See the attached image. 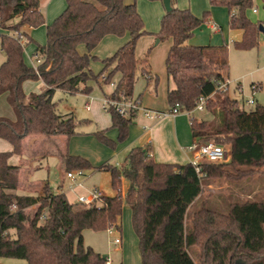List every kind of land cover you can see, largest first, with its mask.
Masks as SVG:
<instances>
[{
    "label": "trees",
    "instance_id": "16d2710c",
    "mask_svg": "<svg viewBox=\"0 0 264 264\" xmlns=\"http://www.w3.org/2000/svg\"><path fill=\"white\" fill-rule=\"evenodd\" d=\"M65 1L64 12L47 27L46 45H37L35 55L42 60L34 69L25 61L21 29L46 23L41 0H0V27L19 34L1 35L5 61L0 65V96L7 94L16 120L0 117V139L14 148L11 153L0 152V259L24 260L27 264H107V257L85 246L83 232L110 228L121 232L126 205L139 239L141 264H264V201L246 197L231 203L227 212L203 206L190 215L205 185L264 177V106L256 104L247 111L229 93L218 91L229 67L227 45L188 44L195 31L209 21L210 11L197 17L189 9L177 8L176 0H171L172 9L162 17L157 34L161 41L172 40L166 59L167 75L175 84L167 94L169 111L177 108L180 114L190 113L200 98H207L206 110L212 118L198 120L191 115L192 137L230 145L229 162L204 165L201 173L205 176L201 177L190 163H157L151 144L133 148L120 169L110 163L95 167L69 153L70 139L79 125L89 121L78 122L73 115L60 114L53 100L55 92L88 93L91 88L81 89L82 85L91 81L110 85L118 76L107 98H132L138 70L142 77L150 78V72L148 60L139 68L136 57L138 40L148 34L136 4H125L124 0ZM209 2L227 8L230 28L243 31L242 39L234 42L236 49L259 47L263 23L254 21L250 14L255 8L264 10V0ZM108 35H129L130 39L112 57L102 60L104 68L95 74L90 64L97 57L90 53ZM80 45L86 47L87 54L79 53ZM39 80L43 91L27 95L24 83ZM107 113L111 128L118 131L117 140L107 136L108 130L95 136L115 150L129 138L135 116L124 118L113 109ZM31 136L64 137L67 150L59 155L65 171H106L115 191L124 179L129 183L124 198L118 199L116 193L105 197L102 206L77 208L48 186L40 196L18 195L21 167L8 161L12 155L22 154L23 141Z\"/></svg>",
    "mask_w": 264,
    "mask_h": 264
},
{
    "label": "rangeland",
    "instance_id": "374dc122",
    "mask_svg": "<svg viewBox=\"0 0 264 264\" xmlns=\"http://www.w3.org/2000/svg\"><path fill=\"white\" fill-rule=\"evenodd\" d=\"M49 0H42V7L47 5ZM184 4L186 2L189 8L190 0H182ZM62 2L65 1L63 0ZM137 9L141 17L143 18L146 30L156 33L160 31V25L162 17L165 13L164 6L162 1L151 2L148 0H136ZM194 9L199 13L200 17H203L206 10H210V23H214L217 26H222L224 28L223 33L217 32L214 33L212 30L207 28V26L198 30L193 38L192 42L194 44H206L211 43V41H220L225 43L229 47V80L231 82L229 87V94L231 97L236 98L240 102V106L245 110H250L253 106L247 105L246 101L252 98L253 85H260L262 88L256 93V100H258L259 105L264 106V34L261 33L259 37L260 45L258 49H253L249 51H242L235 48L234 41H237L240 37V33L235 30H231L228 27V10L223 6H211L208 0H192ZM180 5V3H178ZM182 4V3H181ZM181 6V5H180ZM213 7V8H212ZM66 9V6L61 10L57 16L51 20V24L54 19H57ZM159 10V11H158ZM52 12V11H51ZM45 19L46 12L44 11ZM254 21H261L264 26V10L260 9L259 14L252 16ZM42 30V29H40ZM46 30V29H44ZM44 36L41 34L35 38V43L28 44L26 48V54L31 53L30 50L34 48V45L44 46L47 43L46 31H44ZM9 35H15L13 31L8 30ZM17 37L19 34L16 35ZM44 37V38H43ZM23 40V44L25 40ZM44 40V41H43ZM156 42L151 46H147L143 41L139 42L137 48V59L139 61V68L144 63L145 60H148V64L151 65L154 70L153 76L154 79L149 81V88L144 90V97L150 96L156 103L158 111L169 112V107L167 106V91L168 87H171L173 82L168 80L166 74L165 62L168 56V39L156 45ZM44 43V44H43ZM5 61V55L1 53L0 50V65ZM227 71V72H228ZM143 77L138 70L137 81L143 82ZM158 80V92L155 90V85ZM114 82V81H113ZM32 89L28 90L27 95L31 93H39L41 87L43 86L40 81H30ZM105 91H109V86H103ZM144 89V88H143ZM101 94V92H100ZM94 95V94H93ZM98 96V97H97ZM102 94L93 96L88 99V97L82 94L76 95H66L62 91L58 90L54 95V102L58 104V112L62 115L74 114L76 120L79 121H89L88 123H83L77 128V134L71 140L70 151L75 155H80L88 159L92 165L101 166L105 163H110L111 165L116 166V161L118 158L111 157L109 147L103 144L95 136V133L98 132V127L94 120H92V112L87 111L86 103L90 104V107L99 109V103L102 102ZM97 99V100H96ZM101 100V101H100ZM144 108V104H142ZM103 114L104 111H102ZM13 115L14 112L11 109L10 105L7 102L5 97H0V116L8 118L7 115ZM187 121L189 122V115L186 113ZM198 120H208L212 118L207 110L194 114ZM108 117L101 115L98 125H104ZM10 119V118H9ZM159 120H156V122ZM111 126V125H110ZM109 126V127H110ZM108 128V127H106ZM104 128V129H106ZM55 138V137H53ZM208 142H216L211 139ZM217 143V142H216ZM55 145V144H54ZM229 152L230 159V145L228 143L221 144ZM40 146L38 144L32 143L29 138L24 145V154L23 161H29L31 163L33 151L34 156L39 157L33 161V166L38 169H35L32 174L30 181L35 184H49L50 191L54 194L60 192L62 187L65 192L68 193V200L70 203L77 204V208L84 207L83 205L78 204L77 198L80 195L86 194L87 190L93 189L94 187L100 188L105 196L113 197L116 195L117 191L112 187L111 184V175L106 171H85L87 178H83L79 181L83 182V187H78L74 191H71L68 182L63 183V174L64 168L61 165L59 155L51 150L53 146H46V150H50L48 156L42 158L39 156ZM56 149V147H55ZM16 156V155H15ZM14 156V157H15ZM111 158V159H110ZM222 163L226 164L229 162ZM24 167V165H23ZM118 167V166H117ZM74 171V170H70ZM25 177V173L22 172L20 180L22 181ZM63 185V186H62ZM212 189V194L207 191L203 196L193 205L190 210V215L195 211L199 210L204 206L206 202L208 207L216 209L220 212H227L229 205L238 201L241 198H246L250 195V198L254 201H264V177L255 176L248 180H243L240 182L228 183L226 181H220L214 184ZM229 186V187H228ZM122 196L125 195V188L122 185ZM42 190L38 189L35 192H32V195L40 194ZM70 192V193H69ZM20 194H25L26 192L20 191ZM43 194V191L42 193ZM129 207L124 205L123 214L121 218L122 231H117L114 235H110L107 231H94V230H85L83 232L84 244L87 247H91L95 252L107 257L110 259V264H141V257L139 251V239L136 235L133 226H132V214L128 209ZM30 212H32L30 210ZM33 213V212H32ZM115 229V228H114ZM119 233H122L123 243L119 245V248H116L114 245L115 236ZM2 264H27L24 260L17 259H1Z\"/></svg>",
    "mask_w": 264,
    "mask_h": 264
},
{
    "label": "crops",
    "instance_id": "0c3cea01",
    "mask_svg": "<svg viewBox=\"0 0 264 264\" xmlns=\"http://www.w3.org/2000/svg\"><path fill=\"white\" fill-rule=\"evenodd\" d=\"M62 1L63 0H49L47 5H46V7H45V10H44V7H42V0H41V8L40 9H41V12L43 14H44V11L46 12V19H45L46 23L43 26L38 27V28H30V27L25 26V27H23L21 29V33L25 34V35L22 36V38L25 40V43H24L25 61L30 67H32L34 69H36L41 64V60H42L39 56L35 55L37 46L34 45V48L30 50L31 53H29V54H26V48L25 47L28 44H30V43L34 44L35 43V38H37L38 35L41 34V37H42V35L44 36V33H45L44 31H46V39H47V27L49 25H51V23H50L51 20H53V18L55 16H57V14H59L61 12V10L65 6H67L66 1L64 0L65 4ZM124 2H125V4H129V5L130 4H136L137 5L136 0H124ZM162 3H163V1H162ZM178 3H180L181 6ZM182 5L183 6H187L186 2L184 4V1L176 0V7L177 8L182 9V10L189 9L195 16L200 17L199 13L196 12V10L194 9L192 0L189 1V5H188L189 8L183 7ZM163 6H164V4H163ZM256 9H257V13H254L252 11V13L250 14L251 18H252V16H256V15L259 14L260 7L256 8ZM164 10H165V13H166L167 11H166L165 7H164ZM206 11H210V10L208 9ZM165 13H164V15H165ZM228 17H229L228 27H230V15H229V12H228ZM55 20L56 19H54V21ZM210 21H211V19H210ZM210 21H208L206 24L202 25L199 29H197L195 31V34H196V32L198 30L202 29L205 26H207V28L212 30L214 33H217V32H220V33L222 32L223 33L224 28L222 26H217L214 23H210ZM16 22H17V20H15L13 23H16ZM40 29H42V30H40ZM44 29H46V30H44ZM231 30L238 31L240 33V37L237 40V41H240L242 39V36H243V31L242 30H238V29H231ZM146 31H147L148 34L143 36V37H141L138 40V42H137L136 57H137V48L139 46V42L140 41H143V43H145L147 46H151L152 44H154L155 41H157L156 45H158L159 43L163 42L157 37L156 33L150 32L148 30H146ZM2 34H9V33H8V31H5V30H3L0 27V50H1V35ZM17 34L18 33H16L13 36H16ZM195 34H194V37H195ZM30 38H32V40H33L32 42L29 41ZM193 38L188 42V44L190 46H221V45H227L225 43H221L220 41L216 42V41H213V40L211 41V43L194 44L192 42ZM129 39H130L129 35H126L124 37H117V36H114V35L106 36L99 43V45L90 53L92 56L97 57V60H94V61L91 62L90 69L95 74H99L104 68V64H103L102 60L112 57L123 45H125L129 41ZM234 42H236V41H234ZM259 45H260V41H259ZM171 46H172V40L168 39V47H169L168 48V52H169ZM227 47H228V45H227ZM228 49H229V47H228ZM78 51H79V53L81 55H84V54L88 53L87 49H86V47L84 45H80L78 47ZM1 53L4 54L2 52V50H1ZM148 66H149L148 69H149V72H150V75H149L150 78L143 77L144 84H143V82L142 83L139 82V81L136 82L133 97L134 98H139L141 100L142 104H144V106L147 109L158 111L159 109L157 110V107H156L157 105H156L155 101L150 96H148V97L145 96L144 97V90L149 88V81L154 79V76H153V73H152V72H154V70L152 69L150 64ZM165 67H166V62H165ZM227 71H225L223 74H224V77L226 79H229V71L228 72ZM166 74H167V72H166ZM167 77H168V75H167ZM118 79H119V77L117 76L116 79L114 80V83L117 84ZM168 80L173 82V80L171 78H169V77H168ZM39 81L42 82L41 80H39ZM42 84H43V82H42ZM87 86L91 88V91L88 92V93H84V92L81 91L79 93L70 94V93L65 92L63 90H60V91H62L66 95L82 94V95H84L86 97L90 96L91 98L93 96H95V94L96 95H101L102 94V96H103L102 102L99 103L100 108L99 109H95L94 107H92V108L90 107V110H87V111H91L92 112V114H93L92 120H94V122L96 123L97 127L99 128L98 131L108 130L107 136L110 139H112V140H117L118 131L116 129H112L111 128L112 127L111 116L103 108V100L105 98H107L108 95L113 93L115 87H113L111 85H105V84L100 85L98 83H95L94 81H91L87 85H82L81 89H85ZM103 86H107V87L109 86V88H110L109 91H105ZM158 86L159 85H158V80H157L156 85H155V90L157 92H158ZM31 87H32V85L30 84V81H26L24 83L23 88H24V91H25L26 94H28V92H29L28 90L32 89ZM43 89H44V84L41 87V91L39 93H41L43 91ZM173 89H175L174 82H173L171 87H168V91L169 90H173ZM168 91H167V94H168ZM100 92H101V94H100ZM39 93H36V94H39ZM31 94H34V93H31ZM1 96L5 97L7 99V94H3ZM229 96H230V94H229ZM231 98H233V97H231ZM233 99H236V98H233ZM53 100H54V98H53ZM256 101L258 103V100H256ZM167 106L169 107L168 101H167ZM10 107H11V109L14 112V116L9 114V115H7V116H9L8 119L10 118V120L15 121L16 120L15 111H14V109H13V107L11 105H10ZM102 111H104L105 114H103ZM100 113H101V115H105L106 117H108L107 118L108 120H106V123L104 125H100L99 126L98 123H99V119H100ZM70 115H73L75 117L74 114H67V116H70ZM4 118H6V117H4ZM209 119H211V118H209ZM189 120H190V117H189ZM106 127H108V128H106ZM104 128H106V129H104ZM29 138L31 139L33 145L34 144H38L40 146L39 147L40 148L39 156H41L42 158L48 156V154L50 152L49 149L46 150L47 148L45 149V147H43L44 144H46V146H48V145L53 146V148H50V149L51 150L53 149V151L56 152L58 155H59L60 152H66V150H67L66 139L64 137H55V138H53V137L49 138V137H44V136H31V137H28V138H26L23 141L22 154L21 155H16V156L12 155L10 157L9 161H8L10 165L20 166L21 167V174H22V172L25 173L24 179L22 181L20 180V186H19V189H18V191L16 193L18 195H25V194H20L19 193L20 191H23V192H26V195L40 196V195H42L41 193H42L44 187L45 186L49 187V184H35L34 182L30 181L32 172L35 169L39 168L38 166L36 168L33 166V161L36 158H39V157L34 156L33 151H32L31 152V154H32L31 163H29V161H23L24 145H25V142L28 141ZM72 138L70 139L69 144H68V151H69V153L71 155L80 156V155H75V154L71 153V151H70ZM193 142H194V139H193L192 133H191L190 121L189 122L187 121L186 113L180 114L177 117H167V118H164V119L159 120L157 122H156V120L153 121V120H150V119L146 118L143 114H138L137 116H135L134 123L130 126L129 138L124 143L119 144L115 150H110V153H111L110 156L118 158V160L116 161V167L118 166V168L120 169L121 167L124 166L126 158H127L128 154L130 153V151L133 148L145 147L146 145L151 144L152 149H153L152 156H153V159L157 163L181 164V165H183V164H188V163L191 162V155L187 151V148ZM55 147H56V149H55ZM13 150H14V148H13L11 143H9L8 141H6L4 139H0V152L1 153H11V152H13ZM59 157H60V155H59ZM60 162H61V165L63 166L61 157H60ZM23 165H24V167H23ZM95 167H98V166H95ZM88 171L94 172V171H97V170H88ZM67 172H69V171H65V169H64L63 183L65 184V182H68V186H69V188L71 190V182L66 177ZM84 172H85V170H84ZM87 177L88 176L85 173V177L83 179L85 180ZM20 178H21V176H20ZM214 184L215 183L212 182V183H209L208 185H205V189H204L203 194L205 193L206 189H207V191H209L212 194L213 186H215ZM128 185H129L128 181L123 179V187L125 188V190H127ZM60 188H61L60 192H58L56 194H63L66 197V199L68 200V193L65 192L62 187H60ZM76 188H78V187H75L74 190ZM38 189L42 190L40 192V194H38V195H32L31 194L32 192H35ZM74 190H71V191H74ZM247 197H250V195L247 196ZM241 199H244V198H241ZM204 206H208L206 202L204 203ZM34 209L35 208L31 209V211H33ZM128 209L130 210V208H128ZM119 234L121 235L122 233H119Z\"/></svg>",
    "mask_w": 264,
    "mask_h": 264
},
{
    "label": "built area",
    "instance_id": "2783aa9c",
    "mask_svg": "<svg viewBox=\"0 0 264 264\" xmlns=\"http://www.w3.org/2000/svg\"><path fill=\"white\" fill-rule=\"evenodd\" d=\"M254 13H257V9L253 10ZM106 79V75L102 77V80ZM230 80L225 79L223 82L218 83V91L220 92H227L229 93L230 87ZM113 87H116V83L112 82L110 84ZM260 85H253V93L252 98L246 101L247 105L255 106L257 104L256 101V93L261 89ZM90 99V96L88 97ZM207 106V98L202 97L197 102L196 108L187 113L188 115L194 116V114L203 112L206 110ZM87 110H90V104L86 103ZM103 108L105 111L109 109L115 110L120 116L122 117H129L131 115L137 116L138 114H143L146 118L150 120H162L167 117H177L180 115L177 108H174L172 111L169 112H160L154 111L147 108H144L142 102L139 98H125L123 97L121 100H114L105 98L103 100ZM187 151L191 155V162L190 164L195 168L196 172L200 174L201 177H204L205 174L201 173L202 167L204 165L210 164H222L227 162L229 159V152L223 147L221 144L216 142H200L198 140H194V142L187 148ZM66 177L71 182V190H74L75 187H83V183L79 181L80 179L85 177L84 170H74L69 171L66 174ZM117 194H119L118 199H123L122 196V189H118ZM107 197L104 195V192L97 187L93 189L87 190L86 194L80 195L77 198V202L84 207H92L95 205L102 206L104 202V198ZM13 209H16V206H13ZM110 235H114L117 232L116 229L110 228L107 231ZM122 238L120 234L115 236L114 245L116 248H119V245L122 244ZM0 264L1 259H0ZM107 264H110V259L108 258Z\"/></svg>",
    "mask_w": 264,
    "mask_h": 264
},
{
    "label": "water",
    "instance_id": "95a60500",
    "mask_svg": "<svg viewBox=\"0 0 264 264\" xmlns=\"http://www.w3.org/2000/svg\"><path fill=\"white\" fill-rule=\"evenodd\" d=\"M164 7L167 12L171 11V0H163ZM260 32L264 34V26L260 25Z\"/></svg>",
    "mask_w": 264,
    "mask_h": 264
}]
</instances>
